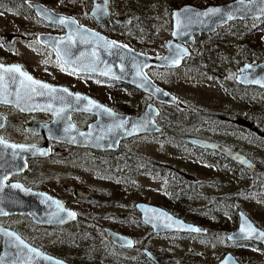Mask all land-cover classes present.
Listing matches in <instances>:
<instances>
[{
	"label": "rangeland",
	"instance_id": "obj_1",
	"mask_svg": "<svg viewBox=\"0 0 264 264\" xmlns=\"http://www.w3.org/2000/svg\"><path fill=\"white\" fill-rule=\"evenodd\" d=\"M84 1L88 0H57L56 3L64 2L68 12L82 13ZM114 1L123 4L122 0ZM129 1L139 13V20L128 31V42L140 49H150V53H163L167 40L171 38L173 9L184 4L206 7L231 0ZM4 22L8 21L4 15H0V23ZM187 45L191 53L180 67L150 68V76L158 84L199 108L212 109L221 105L244 112L248 105L264 110L262 89L244 90L250 102H244L232 94L235 92L232 89L237 90L240 86L234 69L242 59L250 58L252 62L264 60V18L229 22L212 33L196 35ZM244 45L246 49L242 47ZM96 84L103 90L121 92L123 106H130L133 97H137L124 86L116 87L108 82ZM163 108L171 114L172 122L166 120L169 126L172 124V127H176L178 121L185 118L176 108ZM160 141L150 136V143H133V150L143 158L136 156L132 168L137 174L133 175L119 170L118 165L123 166V162L117 158H99L102 167H98L107 171L106 175H102V170H97L95 160L81 158L83 162L72 164L47 163L49 171L45 172L46 178L36 187L66 200L68 206L79 212L80 219L71 226H39L28 217L7 218L2 222L18 230L31 244L74 264L144 263L145 259L137 254V249L128 250L112 245L105 237V226L133 238L137 247L144 245L167 257L173 264H218L225 252L234 254L242 264H264V249L233 244L225 238L226 233L235 226L233 215L237 209H242L264 228V192L239 197L234 206L210 202L197 190H188L187 186L179 185L180 172H192L195 167L191 154L193 148ZM91 158L95 159L94 156ZM149 161L150 168L146 165ZM76 189L90 193L93 201L76 198ZM199 192L212 195L223 191L204 189ZM139 200L162 206L179 217L207 228L212 236L154 234L136 216L138 212L134 202ZM84 254L90 259L83 258Z\"/></svg>",
	"mask_w": 264,
	"mask_h": 264
},
{
	"label": "flooded vegetation",
	"instance_id": "obj_2",
	"mask_svg": "<svg viewBox=\"0 0 264 264\" xmlns=\"http://www.w3.org/2000/svg\"><path fill=\"white\" fill-rule=\"evenodd\" d=\"M56 1L57 0H0V15H4L6 21H8L0 23V64H2L5 68L18 65L21 67L23 72L30 75L34 80L42 81L52 86H62L71 92L82 93L90 96L95 101L107 106L116 113L138 115L146 109L147 105L153 103L159 109V113L155 117V120L157 124L162 127V130L156 133H142L140 135L123 139L119 142L115 150L94 149L91 147L67 144L46 138L42 134L33 131L31 126L51 121V114L37 110L25 111L13 104L4 102L5 98L2 96L7 92L11 82L15 84L16 88L23 85V91H32L33 88L36 89V85L31 84V82L27 81L23 76H20L19 73H3L4 80L0 81V141H3V143H0V186L6 187L10 186V184H15L42 190L38 189L36 185L37 183H41L43 179L46 178L45 172L49 171L46 166L47 163L55 161L63 164H72L75 162H83L80 160L81 158L95 160L94 165L97 170L103 171L102 175H106L105 173L107 171L105 172L103 168L99 169V167H102L100 164L102 162L99 158L106 160L117 158L123 162V166L121 164L118 165L119 170L132 175L137 174V171L132 168L133 164L137 159L136 156H138V158L141 157L140 159L143 158L138 155L137 151L133 150V143L138 141L141 143H150V136H155L161 139L160 143L171 141L173 143L188 145L193 148L191 154L195 167L192 172L184 170L180 172L179 185L187 186L188 190H197L199 195L208 197L210 202L214 201L222 206H234L236 205V201L239 197H251L264 192L263 108H250L246 105L244 112H236L232 106L225 108L218 105L212 109L196 107L194 104L187 102L185 99L175 95L167 88L158 84L150 76V68L160 67H147L146 72L148 76L151 77L159 86L172 93L176 98L182 99L186 105L184 108L175 104L158 102L150 93L144 92L120 80L91 72H77L67 67L61 63L56 51L42 41L43 35L63 36L66 33L65 26L59 23L48 22L43 19L37 14L31 3L40 4L55 13L71 16L76 19L79 26L98 32L117 43L131 47L137 51L144 52L149 55H160L166 51L163 53H150V49H140L128 42V31L135 24V22L139 20V13L134 10L132 2L129 0H122L123 4L117 3L114 0H107L108 10L111 14L103 17L101 20L91 14L93 5L97 0L84 1L82 13L68 12L65 10L64 2H59L57 4ZM117 34H119L120 37ZM187 47L189 49L188 45ZM242 47L246 49L247 46L244 45ZM189 56L184 57L181 65ZM258 62L260 61L252 62L250 58L242 59V61L234 69L236 73L235 77H237L240 73V67L243 64ZM61 65H63L65 69L64 71L61 70ZM0 72H3V69H0ZM13 77H15V79H13ZM22 81L23 83H21ZM98 82H108L110 85L116 87L124 86L132 91L134 95H137V97H133L134 101L130 106L128 104L127 106H123V97L121 92H114L113 90L107 89L103 90L96 84ZM239 85V89H232L235 91L232 94H236L238 97L242 98L244 102H250V98L244 93V90L262 89L257 86ZM261 91L264 93V89ZM164 106L176 108V110L185 116V118H181L178 121V126L172 127V124H170V126L167 125L166 120L171 121V114L164 110ZM123 107H125V109ZM130 107L134 109V111H132ZM70 119L77 129L84 130L88 128L89 124L96 119V115L89 112H72L70 114ZM171 133H175L176 136L171 135ZM180 136L196 137L205 141L216 143L220 147L236 153L240 160L228 156L217 148L192 145L182 140ZM12 145L23 147L13 148L11 147ZM26 146L40 147L41 153L46 150H48V153L43 156H33L27 158L25 156ZM93 156L95 159L91 158ZM146 159L150 160V158ZM146 165H149L148 168H150V161L146 163ZM204 189L223 192L212 195L199 192ZM77 191L82 190L76 189L74 191V196L76 198L88 202L93 201L90 193L85 192L87 194V198H80L76 195ZM60 199L64 202L65 206L71 208L68 206V202H66V200H63L62 198ZM139 201L134 202L135 209L136 203ZM144 202L150 203L149 201ZM239 210L242 209H237L233 215L235 226L232 230L226 233V240L233 244L252 245L264 249V245L255 240L229 241L227 239L228 233L236 229L238 226ZM77 214L78 218L75 221L52 227L66 228L71 226L80 219L79 212H77ZM136 216L141 219L139 212ZM25 217L27 216H2L0 217V224L16 230L15 228L4 224L2 221L7 218ZM248 217L252 220L249 215ZM183 219L186 220L185 218ZM252 221L257 227L264 230L262 226L254 220ZM200 227L206 230V232L197 234H180L206 237L212 236L209 229L202 226ZM105 228L106 226L103 227V231L106 237ZM16 231L19 233L18 230ZM134 243L133 248H122L114 244L112 245L128 250L137 249V254H141L143 259H145L143 264H154L142 251L143 248L148 247H145L144 245L137 247L135 240ZM82 257L90 259V257L86 254Z\"/></svg>",
	"mask_w": 264,
	"mask_h": 264
},
{
	"label": "water",
	"instance_id": "obj_3",
	"mask_svg": "<svg viewBox=\"0 0 264 264\" xmlns=\"http://www.w3.org/2000/svg\"><path fill=\"white\" fill-rule=\"evenodd\" d=\"M31 4L37 14L48 22L61 24L59 22L61 17L69 18L63 23L66 29L63 36H42V41L56 51L62 64L77 72H91L100 75L108 73L104 76L120 80L148 92L158 102L175 104L181 108L186 106L184 101L176 98L149 77L146 72L147 67L155 66L170 69L179 67L184 57L190 55L186 44L193 41L196 35L212 33L218 27L236 20H259L264 18V0H231L221 4H210L206 7L184 4L172 10V31L171 38L166 42V52L160 55H149L131 47H125L117 42L110 47L108 42L114 40L86 27L79 26L73 17L55 13L37 3ZM215 8L221 11L209 16L195 15V13H203L208 9ZM184 9H189V11L184 12ZM174 13H180V15L175 16ZM91 14L99 20L110 15L108 1L97 0L93 5ZM49 17L53 19H49ZM174 32L176 35H173ZM176 59L180 61L178 65L173 64ZM236 81L242 85L257 86L264 89V60L258 63L243 64L240 67V73L237 75ZM50 86L56 91L42 89L38 85H36L35 92L23 91V85L16 88L15 84L11 82L7 92L2 95L8 101L7 103L25 111L37 110L51 114V121L31 126L33 131L42 134L46 138L94 149L115 150L123 139L162 130V127L155 120L159 109L153 103L147 105L146 109L138 115L116 113L111 109L110 112H107L105 111V109H109L107 106L100 104L90 96L71 92L62 86ZM63 89H67V92H64ZM157 89L160 91H157ZM41 92L44 94H39ZM76 94H79L80 99H77ZM89 99L103 107L89 106ZM72 112H89L96 115V119L89 124L88 128L79 130L70 119ZM171 135L176 136L175 133H171ZM180 138L192 145L217 148L228 156L240 160L236 153L220 147L216 143L196 137L180 136ZM25 150L27 158L43 156L40 147L26 146ZM45 152L48 153V150ZM13 185L15 184L6 187L0 186V217L26 215L33 223L40 226H60L78 218L77 212L65 206L60 198L46 191L22 185L13 187ZM76 195L80 198H87V194L82 191H77ZM136 209L142 222L148 225L154 234L170 232L197 234L206 232L199 225L186 221L154 203L139 201L136 203ZM69 212L76 213V216L74 218L70 217ZM238 216V226L228 233L227 239L229 241L255 240L264 245V239H257L255 236L242 238L246 234L241 233L240 229L242 226L246 227L245 222L250 223L257 229V232H264V230L257 227L244 211L239 210ZM168 224H172V227H166ZM184 225L199 228L201 231H190L188 228L183 227ZM105 233L106 238L118 247H134V239L123 233L110 227L105 228ZM0 237V264H57V262L70 264L68 261L31 244L16 230L2 224H0ZM229 237H235V239H229ZM128 241H131V244ZM30 249L35 251H30ZM142 251L154 264H172L168 258L157 255L149 248H143ZM226 262L227 264H242L231 252L225 253L218 264H226Z\"/></svg>",
	"mask_w": 264,
	"mask_h": 264
},
{
	"label": "snow or ice",
	"instance_id": "obj_4",
	"mask_svg": "<svg viewBox=\"0 0 264 264\" xmlns=\"http://www.w3.org/2000/svg\"><path fill=\"white\" fill-rule=\"evenodd\" d=\"M183 11L184 12H188L189 9H184ZM220 11L221 10L218 9V8L208 9L206 12H203V13H199L198 12V13H195V15H197V16H200V15L209 16V15H214L216 13H219ZM101 14H102V12H101ZM174 15L175 16H179L180 13H174ZM229 18H231V17H229ZM49 19H53V18L49 17ZM67 19H69V18L61 17L59 19V22L61 24H63V23L66 22ZM173 35H176V33L174 32ZM115 44H116V42H114V41H109L108 42V46H110V47L114 46ZM179 62H180L179 59H176V60L173 61V64H177L178 65ZM0 69H3V72H0V81L4 80V74L3 73H19L20 76H23L27 81L31 82V84H33V85H38L42 89H49L50 91H53V92L56 91V89H53L50 85L44 84L41 81L34 80L30 75H28L27 73L23 72L21 67L18 66V65H13V66H9V67L5 68L2 64H0ZM61 70L62 71L65 70L63 65H61ZM107 74L108 73H104V75H107ZM13 79H15V77H13ZM21 83H23V81ZM32 91L35 92L36 89L33 88ZM63 91L67 92V89H63ZM157 91H160V90L157 89ZM39 94H44V93L41 92ZM76 96H77V99H80L79 94H76ZM84 99H87V98H84ZM4 102H8V101L5 100ZM88 104H89V106H92V107H103L101 105H98L95 101L90 100V99L88 100ZM61 111H63V109H61ZM105 111L110 112L111 110L110 109H105ZM0 143H3V141H0ZM11 147L15 148V147H23V146L12 145ZM41 154L42 155H46L47 153L46 152H42ZM13 187H19V185H13ZM150 211H154V210H150ZM68 215L70 217L74 218L76 216V213L69 212ZM169 219H171V218L169 217ZM245 223H246V227L242 226L241 229H240L241 233L246 234L242 238H251V237L255 236L257 239H264V232H257V229H255L250 223H247V222H245ZM166 227L171 228L172 224H168V225H166ZM183 227H186V228H188V230L193 231V232H200L201 231V229L195 228V227H191V226L184 225ZM229 239H235V237H229ZM128 243L131 244V241H128ZM30 251H35V250L34 249H30ZM48 259H50V258H48ZM57 264H60V262H57ZM226 264H227V262H226Z\"/></svg>",
	"mask_w": 264,
	"mask_h": 264
}]
</instances>
